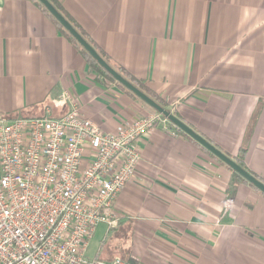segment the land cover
<instances>
[{"label":"crops","instance_id":"obj_1","mask_svg":"<svg viewBox=\"0 0 264 264\" xmlns=\"http://www.w3.org/2000/svg\"><path fill=\"white\" fill-rule=\"evenodd\" d=\"M55 1L182 123L228 157L244 148L246 171L264 184V0ZM64 91L106 132L150 113L92 71L32 1L0 0V113L64 114L52 103ZM138 147L135 179L115 201L118 222L102 225L104 260L264 264L260 191L179 130L159 126Z\"/></svg>","mask_w":264,"mask_h":264},{"label":"built area","instance_id":"obj_2","mask_svg":"<svg viewBox=\"0 0 264 264\" xmlns=\"http://www.w3.org/2000/svg\"><path fill=\"white\" fill-rule=\"evenodd\" d=\"M52 103L67 112L0 113V264H129L90 258L88 244L99 225L118 222L115 201L135 179L138 143L159 126L171 135L178 129L150 112L106 132L69 91Z\"/></svg>","mask_w":264,"mask_h":264},{"label":"water","instance_id":"obj_3","mask_svg":"<svg viewBox=\"0 0 264 264\" xmlns=\"http://www.w3.org/2000/svg\"><path fill=\"white\" fill-rule=\"evenodd\" d=\"M46 10L56 19V21L73 37V39L102 67L116 82L125 87L138 99L148 105L150 108L155 110L157 113L166 118L174 127H176L183 134L188 136L190 139L199 144L207 152L212 154L220 162L228 166L232 171L237 173L245 181L255 187L264 195V184L252 176L250 173L242 169L238 164H236L232 159L223 154L216 147L207 142L204 138L190 129L187 125L182 123L178 118H176L172 113L162 108L150 97L144 94L140 89L135 87L128 80L123 78L118 72H116L104 59L97 53V51L85 40L82 36L71 26V24L52 6L48 0H38Z\"/></svg>","mask_w":264,"mask_h":264},{"label":"trees","instance_id":"obj_4","mask_svg":"<svg viewBox=\"0 0 264 264\" xmlns=\"http://www.w3.org/2000/svg\"><path fill=\"white\" fill-rule=\"evenodd\" d=\"M32 1L36 7H38L40 9V11L42 13H44L56 26V28L58 29V31L77 49V51L80 53V55H82L84 57V59H86V62L88 64V66L90 67V69L92 71H94L95 73H97L100 76L105 77L107 80L115 83L117 86H119L121 89H123L124 91H126L128 94L132 95L133 97H135L136 99H138L135 95H133L130 91H128L125 87H123L121 84H119L118 82H116L102 67H100V65L73 39V37L56 21V19L46 10V8L38 1V0H30ZM52 6H54V8H56V10L71 24V26L82 36L83 39H85L96 51L97 53L104 59V61L106 63H108L116 72H118L123 78H125L126 80H128L130 83H132L135 87H137L138 89H140L144 94H146L148 97L149 95L143 91L138 85L137 83H135V80L132 79L131 77H129L122 69L113 66L109 63V60L107 59V57L105 55H103L102 53H100L95 46L91 43L90 39L88 38V36L84 33V31L81 29V27L66 13V11L63 9V7L57 3V1L55 0H48ZM153 101H155L158 105H160L162 108H164L165 110L169 111L170 113L173 114V112L166 108V106L163 105V103H161V101H158L156 99H154L153 97H150ZM140 100V99H138ZM141 101V100H140ZM142 102V101H141ZM144 104V106L152 113H157L155 110H153L152 108H150L148 105H146L144 102H142ZM175 116V115H174ZM53 117H57V116H53ZM185 135V134H184ZM186 136V135H185ZM246 150L244 148H241L240 151L238 152L237 157L235 158H231L236 164H238L242 169H245L244 166V154H245ZM209 153V152H208ZM210 154V153H209ZM215 160H217L218 162H220L218 159H216L212 154H210ZM227 156V155H226ZM228 157V156H227ZM222 163V162H220ZM223 164V163H222ZM225 165V164H224ZM226 166V165H225ZM228 169H230L228 166H226ZM231 170V169H230ZM232 171V170H231ZM232 175L234 179L243 181L245 183H248L247 181H245L242 177H240L237 173H235L234 171H232ZM249 184V183H248ZM251 185V184H249ZM252 186V185H251Z\"/></svg>","mask_w":264,"mask_h":264},{"label":"rangeland","instance_id":"obj_5","mask_svg":"<svg viewBox=\"0 0 264 264\" xmlns=\"http://www.w3.org/2000/svg\"><path fill=\"white\" fill-rule=\"evenodd\" d=\"M104 226H98L96 229V232L93 236V238L90 240L89 244H88V249H87V256L90 258H94L95 255L98 253V250L101 247L102 244V248H101V252L99 253V258L101 259H107L106 257L103 258V254L105 253V251L108 249V245L110 242L109 237H106V241H104ZM115 258H122L121 256L117 255L115 256Z\"/></svg>","mask_w":264,"mask_h":264}]
</instances>
